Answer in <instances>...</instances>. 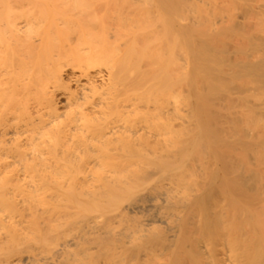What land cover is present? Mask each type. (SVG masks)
I'll return each mask as SVG.
<instances>
[{
    "label": "bare ground",
    "instance_id": "1",
    "mask_svg": "<svg viewBox=\"0 0 264 264\" xmlns=\"http://www.w3.org/2000/svg\"><path fill=\"white\" fill-rule=\"evenodd\" d=\"M0 264H264V0H0Z\"/></svg>",
    "mask_w": 264,
    "mask_h": 264
}]
</instances>
